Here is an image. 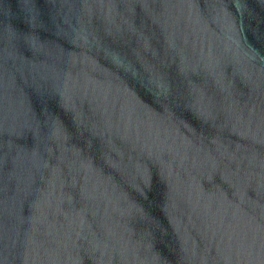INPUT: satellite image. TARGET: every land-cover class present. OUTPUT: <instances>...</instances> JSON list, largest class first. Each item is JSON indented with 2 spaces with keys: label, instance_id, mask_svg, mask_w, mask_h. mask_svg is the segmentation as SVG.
<instances>
[{
  "label": "water",
  "instance_id": "1",
  "mask_svg": "<svg viewBox=\"0 0 264 264\" xmlns=\"http://www.w3.org/2000/svg\"><path fill=\"white\" fill-rule=\"evenodd\" d=\"M0 264H264V0H0Z\"/></svg>",
  "mask_w": 264,
  "mask_h": 264
}]
</instances>
